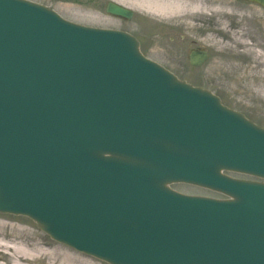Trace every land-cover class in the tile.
I'll use <instances>...</instances> for the list:
<instances>
[{"label": "water", "instance_id": "water-1", "mask_svg": "<svg viewBox=\"0 0 264 264\" xmlns=\"http://www.w3.org/2000/svg\"><path fill=\"white\" fill-rule=\"evenodd\" d=\"M223 171L264 179V129L125 32L0 0V213L110 264H264V184Z\"/></svg>", "mask_w": 264, "mask_h": 264}, {"label": "rangeland", "instance_id": "rangeland-1", "mask_svg": "<svg viewBox=\"0 0 264 264\" xmlns=\"http://www.w3.org/2000/svg\"><path fill=\"white\" fill-rule=\"evenodd\" d=\"M30 1L77 24L131 33L140 40L142 51L149 58L170 68L180 79L214 92L225 105L264 127V80L246 78L251 73H261L264 79V63L257 57L264 52V10L260 7L240 0H180L185 9H192V2H196L200 10L183 11L165 19L140 10L134 0ZM111 1L132 9L133 18L126 21L109 15L106 9ZM202 48L209 51L210 59L200 68L191 67V50ZM245 50L254 51L253 55L245 56ZM230 175L252 179L242 174ZM173 188L189 195L224 198L188 184H175ZM0 236L36 250L41 263L61 261L67 252L88 264H107L52 240L26 217L0 214ZM10 262L0 253V263Z\"/></svg>", "mask_w": 264, "mask_h": 264}, {"label": "bare ground", "instance_id": "bare-ground-1", "mask_svg": "<svg viewBox=\"0 0 264 264\" xmlns=\"http://www.w3.org/2000/svg\"><path fill=\"white\" fill-rule=\"evenodd\" d=\"M135 5L140 10L147 12L148 14L158 16L161 18H174L176 15H181L183 11H192L196 13L200 10L199 4L192 2V9L187 10L183 8L184 3L180 0H134ZM252 50H245L243 52L245 56H252ZM257 57L264 63V52L257 54ZM254 77L260 80H264L261 73H251L246 78ZM4 227V226H3ZM2 235V234H1ZM0 253H3L6 257L11 259V264H77V261H82L88 264L87 261L81 260L76 255H70L67 252L64 253L63 259L60 261H53L50 263H41L42 258L39 257V253L28 248L26 245L21 243H12L6 240V237L0 236ZM15 255H18L16 257ZM4 264V263H0Z\"/></svg>", "mask_w": 264, "mask_h": 264}]
</instances>
